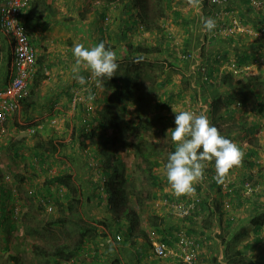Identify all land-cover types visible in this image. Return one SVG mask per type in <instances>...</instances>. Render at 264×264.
<instances>
[{"label":"rangeland","instance_id":"rangeland-1","mask_svg":"<svg viewBox=\"0 0 264 264\" xmlns=\"http://www.w3.org/2000/svg\"><path fill=\"white\" fill-rule=\"evenodd\" d=\"M145 3L147 4L146 1ZM210 6L212 5L206 4L207 8ZM151 10L154 16L161 11L157 8L156 2H154V9L149 8V11ZM164 18H158V20L153 17L148 18L147 24H144L145 29L150 32L149 38L154 41L151 46L158 45L161 40L162 30L165 28L163 27ZM155 35L156 38H154ZM177 50L175 56L155 52L139 57L138 61L143 71L141 78L138 76L134 80L135 85L127 86L124 83L123 86L124 93L130 88L129 91L137 95L136 98L139 97L136 101L119 102L121 91L115 82L99 90L97 93L100 96L97 98L96 96L82 98L79 103L85 104L90 101L91 107L80 109L77 103L75 107L79 110L77 115L72 113L62 115L59 118L60 123L52 124L51 122L52 119L59 117V115L54 116L56 105L43 110L39 113L40 116L33 118L30 117L31 110L27 114L22 109L21 114L14 115L9 125L16 126L15 134L7 132L2 140L3 143L0 142V264H15L11 255L17 256L21 264H56L57 259L61 257L53 254L54 251L61 245H73L79 237L81 225L89 226L87 241L70 258H75L79 264H105L107 260L100 251V241L109 236L114 237L115 233L121 230H127L129 224L125 214L118 212L108 203L106 183L110 176L107 172L116 163L122 165L119 176L127 178L126 187L131 193L127 205L138 213L140 229H145L146 226L153 227L151 224L154 220L160 225L165 223L166 218L169 221H176V224L179 220L182 221L172 214H166L168 209H165L162 204H157L159 200L169 195L167 191H172L166 180L164 165L169 153L176 147L169 131L176 127V113L173 109L179 111L180 104L182 102L185 104V101L190 100L195 106L185 110L198 114L200 113L199 100H201L200 104L209 106L211 104L209 96H211V102H215V105H212L214 119L210 120L211 124L221 125L227 122L230 126V122L236 120L240 122V125H245V122L240 121L241 118H245L241 116L223 117L225 111L223 107L226 106L222 100L224 90L218 89L216 85L211 87L213 83L206 88L204 87L205 82H201L195 88L196 93L192 90L194 93L183 94V89L190 86L191 76L183 72L182 66L176 59H178V54L183 52L191 54V51ZM128 54H124L125 58H119V68L115 74L121 73L122 63L125 60L120 59L132 58L129 60H133L138 56L137 53L128 52ZM40 60L45 61V57L42 55L37 63ZM183 62L185 63V60ZM186 62L187 65L190 64L191 58H188ZM202 66L198 64L197 69L200 70ZM43 69V67H38L35 75L39 70L44 73ZM250 71V68L243 71V76L238 80L243 85L239 86L235 94L241 101L247 100L252 106L255 103L251 95L255 91L253 86H257V90H264V81H256L259 78L255 77H261V75L257 76L258 74L255 75ZM104 80L106 81L107 78ZM104 80L102 81L103 86ZM32 83L31 80L30 87L33 86ZM214 86L216 88H213ZM38 92L39 89L37 102L40 103L42 97H39ZM173 96L178 98L175 99ZM170 98H173L171 102H163ZM41 103L44 108L48 101L43 99ZM165 105L168 108H163ZM58 106L65 114L68 113L65 105L59 104ZM38 107L40 109V104ZM49 110L51 113L48 117H53L47 125L44 123L47 117H41V115ZM111 115H115L121 121L119 131L110 127L105 128L102 124V122H107L106 118ZM140 122L146 124L147 127L136 129V125ZM34 126H40L36 132ZM129 126L131 129L128 128ZM230 127L233 130L236 128L234 125ZM92 128H95L104 138H111L117 134L115 136L117 141L108 146L103 144L84 146L81 142L83 134ZM32 129L34 132L31 131ZM136 130L138 133H135ZM38 141L44 142V145L48 147H52L51 144L56 145L57 149L54 152L37 149ZM136 141L142 143L144 150L151 152L148 158L141 157L135 151L133 143ZM254 147L260 146L256 143ZM59 174L70 175L68 176L70 178H66L67 183L51 182V179ZM247 179L261 181L264 185V179L261 177L258 180L244 177L242 181ZM213 186L219 194L214 207L223 216L225 212L221 210V207L223 208L224 199L219 193L221 188L215 183ZM4 187L9 190L6 191ZM194 188L195 190L203 189L204 195L209 198L207 189L198 184H195ZM76 199L79 200L76 201ZM70 203L75 206L72 211L69 210ZM241 204L242 201L238 198L232 208H238ZM260 210L264 211V205L260 207ZM245 215L249 214L245 211ZM116 219L119 220L116 221ZM210 220L206 218L201 224L202 227L209 226ZM172 221L167 224H172ZM262 230L264 231V227ZM139 231L136 229L133 235H140ZM122 233L124 235V232ZM175 235L178 236V233ZM126 237L131 236H128L125 231V238L123 239L122 236L121 241L124 242ZM153 240H162L168 247H171L169 237H164V235L153 236V238L148 236L145 243L152 247ZM258 244L255 245V249L261 250L263 245ZM113 245L114 243L109 247ZM258 250L245 252L248 255H254V258ZM107 259L113 261L110 257ZM254 260L256 261L255 258ZM256 264H260L259 261H256Z\"/></svg>","mask_w":264,"mask_h":264},{"label":"crops","instance_id":"crops-1","mask_svg":"<svg viewBox=\"0 0 264 264\" xmlns=\"http://www.w3.org/2000/svg\"><path fill=\"white\" fill-rule=\"evenodd\" d=\"M3 1L0 0V4ZM145 1L147 4L142 9L137 0H31V6L25 13V20L38 59H41L42 55L45 57V61H38L35 71L38 70V67H43L46 77L42 79L37 88V90L39 89V97L42 98L40 103L37 102L35 107L31 109L30 117L40 116L39 113L43 110L56 105L54 116L59 115V117L55 122L60 123L59 118L62 115H69V113L77 115L79 110L73 107L72 103L74 96L79 95L81 98L96 96L97 98L100 96L97 92L103 90V87L107 88L105 82L104 86L102 82L100 83L102 86L97 85L96 78L92 77L91 72L87 69L81 68L79 72H73L76 58L72 54V48L76 43L90 47L104 42L107 44V46L105 45L106 48L116 52L117 62H119V58H125V55L128 54L129 44L140 43L150 46L154 43L153 39L149 38L150 32L144 26L147 24L148 18L153 17L158 20V18L165 17V25L163 26L165 28L162 30L161 40L158 42L162 48L161 52L175 56L177 49L191 51L192 62L190 64L187 65L186 60L188 59L180 58L179 54L178 59H176L182 66L183 72L191 76L190 86L185 87L182 93H192V90L197 92L195 88L203 81L197 65H209L212 67L209 75L213 76L215 73V81L211 87L216 85L218 89L224 90L222 100L226 106L223 107V111L225 110L223 117L241 116L245 118L240 119V121L245 122V125H240V122L236 120L230 122V126L236 127L234 130L227 122L214 125L222 135L234 139V142L243 152L239 165L228 172L234 178L233 188L235 191L232 195L234 205L238 198L241 199L242 204L238 208L236 207L237 209L235 207L230 209L221 207L225 214L222 216L220 212H217L214 218H211L210 225L202 227L201 224L208 217L210 210L206 204H203L197 217H188L184 221L178 219V224L172 220H170L172 224H167L170 221L166 218L165 223L160 226L161 233L151 226H146L145 234L133 235L132 242L127 240L115 242L113 246L100 251L107 260L104 262L105 264H183L180 257V247L176 242L181 233H185L183 235L192 241L191 248L195 249L197 264H228L226 254L227 252L231 253V251H227V240L241 227L249 223L250 217L248 216L255 213L254 209H260L264 205L263 182L257 181L255 183L256 191L247 197H245V188L239 185L244 177L255 180L260 177L264 179V110H260L261 105L264 104V90H257V86L252 85L255 90L251 93L255 99L252 106L247 100L241 101L235 94L239 86L243 85L238 80L244 72L238 71V68L245 67L246 69L248 67L253 74L261 75V77H255L259 78L256 81H264V0H259L261 5L256 6L252 5L251 0H228L208 8L204 7L200 0ZM154 2H156L157 8L161 10L155 16L151 13L153 10L149 11V8L154 9ZM202 18L216 19L217 24L222 20L221 26L225 27L226 30L221 31L224 33L218 34H214V29L211 31L203 30ZM139 34H141V40H137ZM156 37L155 35L154 38ZM0 41L3 49L0 63V92H2L7 87L8 78L12 72L14 52L10 37L1 30ZM151 41L153 42L151 43ZM226 75L232 77V88L221 83ZM78 76L85 78L83 83L77 78ZM173 98L177 99L178 97L173 96ZM209 98L210 106H204L200 112L207 115L209 120H213L212 105H215V102H211V96ZM43 99H47L50 105L47 103L43 108V103H41ZM185 102V104L183 102L180 104V110L195 106L190 100ZM82 103L78 104L80 109L91 107L90 101L85 104ZM59 104L68 108L67 114L58 106ZM50 113L51 110L41 115V117H47L44 122L47 125L50 124V119L53 117H48ZM10 126L11 129L8 133L15 134L16 126L12 124ZM256 143L260 147L255 148ZM206 172H216L214 161L208 162ZM210 182L211 180L205 182L208 184L205 189L209 191L207 193L209 195L208 204L210 207H214L219 194H217L216 188L210 185ZM4 189L9 190L6 187ZM250 209L253 211H248ZM245 211L249 215H245ZM125 231H123L124 238ZM178 232L179 237L175 235ZM147 235L150 238L159 235L169 237L171 244L169 253L162 257L154 255L150 245L145 243ZM260 236V243L263 247L261 250L254 249L258 250L254 258L260 264H264L263 230ZM244 247L245 239L237 246V249H244ZM107 257H110L114 263Z\"/></svg>","mask_w":264,"mask_h":264},{"label":"clouds","instance_id":"clouds-1","mask_svg":"<svg viewBox=\"0 0 264 264\" xmlns=\"http://www.w3.org/2000/svg\"><path fill=\"white\" fill-rule=\"evenodd\" d=\"M251 3L252 5L255 6L261 5V2L259 0H251ZM202 22H203V30L206 31H211L216 26V21L212 18H202ZM137 36H138V40L142 39V37H140V34ZM72 54L76 58L75 65L73 67V72L77 73L80 71L81 68L89 70L91 72L92 77L96 78L97 85H99L104 78L110 79L111 77H113V75L117 72L119 68L116 52L110 48H106L104 42H100L90 47H86L81 43H76L72 48ZM245 70L248 69H245L244 67L242 68L241 72ZM210 71H212V67H210L209 72ZM210 76L212 79L211 81H206L202 79L203 80L202 82H205L204 87L206 88H208L209 85L214 83L215 81L214 80L215 75L214 76L210 75ZM77 78L82 83L84 82L85 78L83 76H78ZM201 78H202V70H201ZM31 80L33 82V77ZM30 83H29V92L31 88ZM163 108H168V107L165 105ZM173 110L176 113L175 115L176 127L170 129L169 131L171 132V139L176 144V147L174 151L169 153L167 162L164 165V172L166 175V180L168 185L170 186L172 191L177 195L191 194L194 191H197L194 188V185L196 183L198 185H201L202 188H205L206 185L205 182H208L210 180H211L210 185L213 186V183H215L216 185L218 184L221 188V185L219 183L220 179L224 178L227 175H231L230 173H228L229 170L240 163L241 157L243 155L241 148L234 142V139H229L224 135H222L217 129V127L211 124L210 120L208 119V116L205 115L204 113L197 114L196 112L189 110H180V111H177L175 109ZM21 112H22V103H21L20 112L16 114H21ZM13 117L14 115L10 117V119L7 121L6 124L8 128L7 132L11 129L9 123H12ZM55 120L56 119L54 118L51 121L52 124L55 123ZM53 126L57 127L56 125ZM39 127L40 126H34L35 132ZM210 161H214L216 172H206L207 178H205V169L207 168L208 162ZM226 173L228 174L226 175ZM246 182H250L254 186L256 183V181L253 180L250 181L249 179H247L242 181V183H240L239 185H241L242 188H244L243 184ZM200 190L204 191L203 189ZM172 191H167L166 193H169V195H166L165 197H171L172 196L171 193H173ZM234 191H235L234 188L231 192L227 194L224 193L222 188L219 191V193L222 194V199H225V201L228 197L232 199L233 202L232 207L234 205V200L232 196ZM255 191H256V186L249 193L245 188V197H247V195H250L251 193H254ZM207 199L208 198L204 195V199L202 201L201 207L203 204L206 205L208 204ZM225 201L223 202V207H225L224 206ZM164 207L165 209H167L165 205ZM166 212H167L166 214H171L169 210H167ZM198 214L199 211L194 213L192 216H188V217H193V216L197 217ZM175 217L177 219H181L182 221H184V219L187 220L186 218H188V217L181 218L178 216ZM122 232L123 231L121 230L120 233L123 236ZM181 234H185V233H181ZM178 237H179V232H178ZM158 241H162V240H158ZM106 247H109V245L105 246V248ZM151 248L153 250V244ZM101 249L104 248L101 247ZM59 260H63V258L57 259V261Z\"/></svg>","mask_w":264,"mask_h":264},{"label":"trees","instance_id":"trees-1","mask_svg":"<svg viewBox=\"0 0 264 264\" xmlns=\"http://www.w3.org/2000/svg\"><path fill=\"white\" fill-rule=\"evenodd\" d=\"M137 2L142 6V9L144 8V6H146L145 0H137ZM201 3L204 4V7H206V4H208L207 2H201ZM128 48H129V53L131 54L138 53V56H136L135 59L133 58V60H129L132 58L126 59L124 63H122L121 73L119 75L114 74L113 77L110 78V81H108L109 80L108 78L106 81L104 80L106 78L103 79L107 87L111 86L115 82L117 83V86L121 91L119 93V102H125L127 100L136 101L139 98V97L136 98L137 95L135 96L134 93L129 91L130 88L127 90L126 93H124L123 91L124 83L127 84V86H129L130 84L135 85L134 80L137 79L138 76L141 78L143 71H142L141 63L138 61L139 57L162 51V48L159 44L153 45V46L142 45L140 43L134 44V45L129 44ZM42 72L43 71H40V70L37 72V74L35 75L33 79V83H32L33 86L29 94L21 99L22 109L27 114L29 113L31 109L35 107L37 103V91H38L37 88L40 86L42 79L46 77L44 73ZM231 79L232 77L230 75H226L224 76L221 83L225 84L229 88H232ZM171 99L173 98L167 99L163 102H166V103L171 102ZM260 110L262 111L264 110V104L261 105ZM106 121L107 122L105 123L102 122L105 128L110 127L117 131L120 130L121 121L119 120L118 117L116 118L115 115H111L107 117ZM146 127L147 125L144 124L143 122H140L136 125V129L146 128ZM128 128L131 129V126H129ZM135 133H138V131L136 130ZM115 136H117V134L112 136L111 138L109 137L104 138L103 135L98 133L95 128H92L88 132L83 134V140L81 142L84 146H87L88 144H93V145L103 144L104 146H108L109 144L117 141ZM49 142H52V141H49ZM133 144H134L133 146L135 148V151L139 155H141V157L148 158L151 152H149L146 149L144 150L141 142L136 141ZM51 146L52 147L45 146L44 142L42 141H38L36 143L37 149L41 148L43 149V151L51 150L52 152H54L57 149V146L52 145V144ZM121 167H122L121 163H116L111 168V170L107 172V175L110 176V179L106 183V193L108 196V203L111 205V207L118 210V212L120 211L123 212L125 214V217L129 220L126 233L128 234V236H132V237L130 238L126 237L125 240L132 242L133 233L136 231V229L137 231L140 230L139 231L140 235H137V236H141L145 234L146 231L143 228L141 229L139 228L140 226L139 218L140 217L138 213L135 211V209L127 205L129 202L131 193L128 191L126 187L127 178L124 176H119V173H121L120 171ZM68 176H64L60 174L56 175L51 179V182L60 183V184L67 183L66 178H70ZM78 200L79 199H76V201ZM207 206L210 208L207 218L209 219L214 218L215 214L218 212L217 209H215V207H212V206L210 207L209 204H207ZM74 207L75 206L72 203H70L69 210L72 211ZM118 220L119 219H116V221ZM151 225L159 233H161L162 231L160 227L161 225L156 220H154ZM263 227H264V211L257 209L255 213H253L250 216L249 223L241 227L229 240H227L228 241L226 242L228 245L227 251H231V253L227 252L226 254L228 264H256V261L254 260L253 256L248 255L245 251L249 250L250 252H252L255 249V245H257L261 241L260 235H261V231ZM89 231H90L89 226L81 225L79 237L75 241V243L73 245L66 244V245L58 246V248L54 251L53 254L63 259L70 258V256H72L75 251L80 250L82 246H84V244L87 241ZM243 239H245L244 249H237V246L242 243ZM11 259L15 262V264H21L17 256L11 255Z\"/></svg>","mask_w":264,"mask_h":264},{"label":"built area","instance_id":"built-area-1","mask_svg":"<svg viewBox=\"0 0 264 264\" xmlns=\"http://www.w3.org/2000/svg\"><path fill=\"white\" fill-rule=\"evenodd\" d=\"M201 2H207L213 6L225 3L228 0H200ZM31 6V0H4L0 4V30L8 35L13 43V61L11 68V75L8 80L7 87L0 92V142H2L4 135L7 132V121L19 113L21 110V99L28 95L29 83L35 74L38 55L34 45L32 44L31 33L29 27L25 20V13ZM216 20V19H214ZM222 20L216 23L214 28V34L224 33L226 28L221 26ZM144 29V27H141ZM227 33V32H225ZM3 49L0 41V63L2 57ZM181 58H190L191 54L183 52L180 54ZM210 66L203 65L202 79L206 81H211V76L209 75ZM246 69H249L246 67ZM242 71V68L238 69ZM215 74V73H214ZM213 74V76H214ZM82 98L77 95L72 99L73 106L75 107ZM199 100L198 106L201 109L204 105L200 104ZM203 113V112H200ZM34 132V130H31ZM205 178L206 173H205ZM233 180L232 175H227L220 179V185L224 193H229L233 190ZM249 193L255 186L250 182L243 184ZM246 192V193H247ZM171 197H165L159 200L160 204L167 207L169 212L178 217H188L192 216L194 213L200 211L202 201L204 199V191L197 190L191 194L177 195L176 193H171ZM158 204V203H157ZM232 199L228 197L224 203L227 209L232 207ZM122 239L120 232L115 233L114 237L109 236L107 239L100 241V246L105 248V246L110 245L114 242H119ZM180 247V257L183 260V264H197L195 249L191 248L192 241L187 236L181 234L179 240L177 241ZM153 252L156 256L162 257L169 253V247L162 241H153ZM56 264H79L75 258L63 259L56 262Z\"/></svg>","mask_w":264,"mask_h":264}]
</instances>
